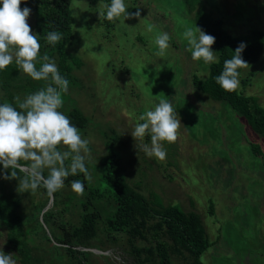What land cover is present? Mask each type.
Wrapping results in <instances>:
<instances>
[{
  "label": "rangeland",
  "instance_id": "374dc122",
  "mask_svg": "<svg viewBox=\"0 0 264 264\" xmlns=\"http://www.w3.org/2000/svg\"><path fill=\"white\" fill-rule=\"evenodd\" d=\"M110 2L71 0L69 5L73 37L65 49L78 56L81 65L70 75L60 111L66 115L77 107L86 117L85 122L73 125L89 141L85 165L91 179L79 172L75 178L84 179L88 186L99 184L97 165L105 154L104 142L115 135L121 171L143 201L151 207L176 205L199 216L209 242L198 257L201 264H264V133L250 127L228 104L193 88L192 76L203 79L208 65L192 60L187 51L182 33L194 21L182 0H124L129 13L139 11L140 16L114 21L99 16L102 12L106 16L104 5ZM201 5L220 18L222 28L232 36L246 34L251 28H259L264 34V0H201ZM25 7L30 8L20 5ZM27 23L32 30V11ZM164 32L171 38L170 46L159 56L155 37ZM27 77L30 86L39 85ZM237 89L264 107V44L258 59L241 70ZM27 92L20 89L16 93L23 100ZM162 98L172 103L181 126L177 140L164 143L167 155L159 160L147 156L140 147L150 144V135L140 141L134 140L131 132L142 122L139 117ZM2 176L0 172V179ZM72 181L69 178L53 201L43 186L35 192H22L19 181L8 180L7 185L21 199L28 238L41 230L37 225L40 214L34 215L31 201L40 212L55 202L53 207L65 221L77 218V202L86 189L78 195ZM101 211L111 212L108 204ZM3 232L0 228V250L12 256ZM155 233L134 242L155 246L159 241ZM126 238L125 230H109L101 223L92 246L72 247V254L81 264H133L122 251L127 247ZM99 241L106 245L105 250ZM35 244L36 264L66 262V250H57L59 246L50 241L49 245L43 235ZM169 256L174 264H190L186 251L169 252ZM12 259L19 264L14 256Z\"/></svg>",
  "mask_w": 264,
  "mask_h": 264
},
{
  "label": "trees",
  "instance_id": "16d2710c",
  "mask_svg": "<svg viewBox=\"0 0 264 264\" xmlns=\"http://www.w3.org/2000/svg\"><path fill=\"white\" fill-rule=\"evenodd\" d=\"M71 0H21L20 5H27L33 13L32 33L38 35L41 44V57L47 54L50 61L57 65L60 75L71 81L72 71L80 68L81 60L78 56L68 53L66 45L72 39ZM186 11L192 15L195 26L206 34L215 37L211 46L215 52L217 62L208 64L207 74L201 79L197 75L191 78L194 89L200 90L210 99L228 104L237 111L259 133H264V107L256 103L250 95L235 91H225L216 83L215 77L223 70L224 61L231 59L234 51L240 43L246 47L242 52V59L248 63L255 62L264 44V34L259 28H251L246 34L232 36L221 26L220 18L212 16L205 11L201 0H182ZM56 31L62 35V39L55 45L49 44L45 37L49 32ZM41 59L38 58L36 67L39 69ZM243 68L239 69L241 72ZM22 75V70L13 61L5 70L0 71V103H14L17 91L27 89L28 94L38 91L46 85V81H39V85L30 86L27 75ZM72 124L85 122L86 117L77 108L72 107L66 114ZM117 136L107 137L104 142L105 154L99 159L97 169L99 184L88 186L86 181L80 180L86 189L85 196L78 200V216L73 221H65L57 211L55 202L41 214L42 224L45 225L52 240L40 227L35 236L28 238L25 235L26 223L21 210L20 197L7 185L8 180L17 182L18 179H0V228L4 230L3 238L8 244L12 256L19 264H36L34 251L37 248L35 242L43 235L46 242L49 241L57 250L65 249L64 264H81L74 258L72 247L84 245L92 246V241L97 239L102 223L107 229L120 228L127 233V247L122 248L132 260L133 264H174L170 260V253L182 254L187 252L190 264H201L198 260L200 253L209 245L205 237L204 228L199 216L194 212H185L176 205L149 206L128 184L120 168V155L114 148ZM12 171V170H10ZM0 172L6 174L3 165ZM17 175L23 177L17 170ZM47 176V175H45ZM70 179L77 180L74 175ZM58 192L52 194V199H57ZM32 204V205H31ZM108 204L111 212L102 213V208ZM34 208V215L40 214L36 203H29ZM38 214V215H39ZM150 220H153L150 223ZM36 225V226H37ZM158 232L159 241L153 245H136L137 238L147 239L146 234L155 235ZM154 231L153 233H151ZM38 242V241H37ZM50 245V244H49ZM99 245L106 249L102 241ZM67 247V248H65ZM70 248V249H69Z\"/></svg>",
  "mask_w": 264,
  "mask_h": 264
},
{
  "label": "clouds",
  "instance_id": "9594fccd",
  "mask_svg": "<svg viewBox=\"0 0 264 264\" xmlns=\"http://www.w3.org/2000/svg\"><path fill=\"white\" fill-rule=\"evenodd\" d=\"M20 4L21 0H0V71L14 61L33 80L48 83L23 100L14 97L15 106L9 102L0 104V165L6 170L2 178L18 179L22 192H35L43 186L52 195L64 187L70 175L79 172L91 179L85 165L90 154L89 141L82 138L79 129L60 111L62 94L68 92L69 81L60 75L57 65L47 54L41 57L38 35L32 33L27 23L31 9H21ZM104 8L106 16L103 12L99 16L109 21L140 16L139 11L129 13L124 0H111ZM182 38L187 42L192 60L202 61L205 65L217 62L211 49L214 36L194 24L185 27ZM45 39L55 45L62 35L52 31ZM170 39L166 32L155 37L157 55L165 54ZM245 47L240 43L232 58L224 61L220 75L215 77L216 83L225 91H235L239 87V69L249 67L241 55ZM38 58L42 61L39 69L36 67ZM139 121L142 122L136 123L131 136L143 141L146 135H150V144L143 143L140 147L147 156L164 160L167 155L164 143H174L181 126L172 103L166 98L160 99L153 109L139 117ZM17 170L24 173L22 178L17 175ZM71 187L78 195H83L84 184L80 180L72 181ZM0 264H16V261L11 254L0 250Z\"/></svg>",
  "mask_w": 264,
  "mask_h": 264
},
{
  "label": "water",
  "instance_id": "95a60500",
  "mask_svg": "<svg viewBox=\"0 0 264 264\" xmlns=\"http://www.w3.org/2000/svg\"><path fill=\"white\" fill-rule=\"evenodd\" d=\"M43 211H44V210H42V211L40 212V215H39V220H38V222H39V226L41 227V229H42L44 232L47 233L48 237L52 240V236L50 235L49 231L47 230V228L45 227V225L42 224L43 222L41 221V214H42ZM52 243L54 244L55 242H53V240H52Z\"/></svg>",
  "mask_w": 264,
  "mask_h": 264
},
{
  "label": "built area",
  "instance_id": "2783aa9c",
  "mask_svg": "<svg viewBox=\"0 0 264 264\" xmlns=\"http://www.w3.org/2000/svg\"><path fill=\"white\" fill-rule=\"evenodd\" d=\"M99 252L103 254L104 251H99ZM104 253H105V254H109V253H106V252H104ZM110 255H111L112 258L114 257L113 259H116V257H115L112 253H110ZM117 258H118V257H117Z\"/></svg>",
  "mask_w": 264,
  "mask_h": 264
},
{
  "label": "bare ground",
  "instance_id": "6f19581e",
  "mask_svg": "<svg viewBox=\"0 0 264 264\" xmlns=\"http://www.w3.org/2000/svg\"><path fill=\"white\" fill-rule=\"evenodd\" d=\"M46 208V207H45Z\"/></svg>",
  "mask_w": 264,
  "mask_h": 264
}]
</instances>
